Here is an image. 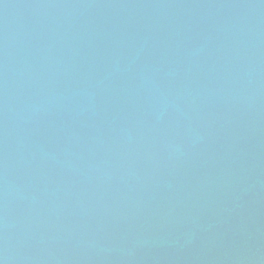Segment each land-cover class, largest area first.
<instances>
[{
	"label": "water",
	"instance_id": "obj_1",
	"mask_svg": "<svg viewBox=\"0 0 264 264\" xmlns=\"http://www.w3.org/2000/svg\"><path fill=\"white\" fill-rule=\"evenodd\" d=\"M2 264H264V0H0Z\"/></svg>",
	"mask_w": 264,
	"mask_h": 264
},
{
	"label": "snow or ice",
	"instance_id": "obj_2",
	"mask_svg": "<svg viewBox=\"0 0 264 264\" xmlns=\"http://www.w3.org/2000/svg\"><path fill=\"white\" fill-rule=\"evenodd\" d=\"M0 264H2V262H0Z\"/></svg>",
	"mask_w": 264,
	"mask_h": 264
}]
</instances>
